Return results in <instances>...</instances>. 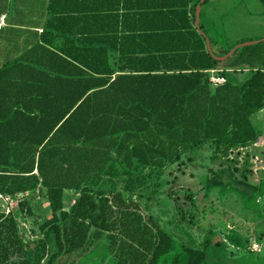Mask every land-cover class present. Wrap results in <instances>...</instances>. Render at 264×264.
Here are the masks:
<instances>
[{"label":"trees","instance_id":"1","mask_svg":"<svg viewBox=\"0 0 264 264\" xmlns=\"http://www.w3.org/2000/svg\"><path fill=\"white\" fill-rule=\"evenodd\" d=\"M208 1L55 0L42 31L16 44L7 34L0 47V193H46L53 216L41 226L54 233L51 258L106 233L121 264H156L174 239L133 198L153 174L143 169L179 160L183 148L209 141L217 155L264 134V39L219 58L202 20ZM233 70L250 72L237 79ZM213 73L226 81L214 85ZM118 177H126L123 189ZM105 179L116 181L103 187ZM214 182L243 197L264 185L231 172L208 178ZM65 188L80 191L69 209ZM19 204L33 213L28 199ZM41 241L32 262L0 196V264H41L49 252ZM205 241L183 246L181 264H204Z\"/></svg>","mask_w":264,"mask_h":264},{"label":"rangeland","instance_id":"2","mask_svg":"<svg viewBox=\"0 0 264 264\" xmlns=\"http://www.w3.org/2000/svg\"><path fill=\"white\" fill-rule=\"evenodd\" d=\"M27 19L29 18L15 20H32ZM202 20L210 36L216 41L214 49L221 55H225V49L239 40L264 38L262 0H209L204 5ZM2 44L6 46L7 42ZM8 47L17 48L12 43ZM5 54H0V59ZM220 67L224 68L225 64L222 63ZM230 72L235 78L242 79L250 71ZM260 118L264 128V110L259 114ZM258 139L243 146H235L226 152L219 149L217 155L215 143L208 141L201 146L183 148L179 160L166 162L162 167L151 166L143 169L144 172H153L141 195L147 197V212H162L171 222L186 220L191 223L193 219H197L204 223L202 227L205 233L202 238L206 236L209 243L224 232L234 243H238L239 239L247 248L246 254L232 255L228 248L216 245L221 241L216 242L209 248L205 264H264V185L255 194L243 197L236 190L226 188V184L208 183V178L222 172H231L235 179L254 184L264 182V135ZM120 167L122 169L124 165L121 164ZM123 178L126 177H118L116 180L120 182ZM112 180L116 181L105 179L103 187L111 186ZM34 193L28 191L15 197H2L4 209L17 217L23 238L28 242L32 262L39 256L37 251L40 249L41 240H47L49 252L41 264H64L63 254L51 258L55 243L54 233L48 231V227L41 226L53 216L51 207L47 205V195L39 190ZM22 199L29 200L33 208L32 214H28L19 204ZM176 240L175 251L181 250L182 260L186 258L182 248L184 241L195 246L201 245L189 234L186 239L180 235ZM169 255L171 253L166 258ZM168 263L170 262L164 258L159 264Z\"/></svg>","mask_w":264,"mask_h":264},{"label":"crops","instance_id":"3","mask_svg":"<svg viewBox=\"0 0 264 264\" xmlns=\"http://www.w3.org/2000/svg\"><path fill=\"white\" fill-rule=\"evenodd\" d=\"M19 1V2H18ZM55 0H0V22L1 18L5 16V24L0 26V47L2 43L7 41L8 35L12 34L13 37H10V40H14L15 43H23L26 40V36L29 33H33L36 30H43L44 24L46 23L47 19L50 15L53 14L52 3ZM70 0H62L65 4H68ZM79 2L81 6L88 4L95 5L97 3L101 4L103 0H73ZM112 1V0H106ZM11 12V14H10ZM14 12V13H13ZM16 18H29L27 20L30 22L25 21H16ZM4 47V46H3ZM264 135V134H263ZM263 135H260L258 138H262ZM259 140V139H258ZM123 181H120L117 184L119 189H123ZM144 187L139 188L134 194L133 198L137 200L141 206L142 211L144 214L152 215L154 220L159 223L164 229H166L174 239V248L169 251L171 253L166 258V254L162 255L156 264H159L162 259H166L168 264H181L182 256L181 250L175 251L176 249V238L180 235L185 239L188 238V234L192 236L196 242H199L200 246L192 245L191 243H186L184 241L183 246H192V247H204L205 239L203 235L205 233V229L202 227L204 225L203 222L197 221L193 219L191 223L186 220H179L175 222H171L172 220H168L166 218V214L161 213H154V212H147L146 211V199L147 197H142V193H144ZM29 191V190H28ZM28 191L21 192V193H28ZM80 194L79 190L65 188L64 190V206L66 209H69L70 206L75 201L76 197ZM50 207L49 203L47 204ZM50 209V208H49ZM146 211V212H145ZM215 231V230H214ZM220 233V232H219ZM214 237V236H213ZM235 241V239H233ZM221 241V242H219ZM232 240L229 239L228 235H225L222 232L221 235L217 238H213L212 243L208 245L207 251L209 252V248L219 242V244L228 248L232 255H240L241 253L246 254V246L241 243L238 239V243H234ZM102 245V246H101ZM107 248L106 249L104 248ZM173 251V252H172ZM209 254V253H208ZM207 254V258H208ZM187 257V253H186ZM206 258V260H207ZM64 264H121L119 262V255L117 249L112 248L110 246V238L106 233H102L99 235H92V238L89 243H87L86 247L76 250L69 253L63 254ZM204 261V264L206 262Z\"/></svg>","mask_w":264,"mask_h":264},{"label":"water","instance_id":"4","mask_svg":"<svg viewBox=\"0 0 264 264\" xmlns=\"http://www.w3.org/2000/svg\"><path fill=\"white\" fill-rule=\"evenodd\" d=\"M201 9H202V4L200 3V4H198V7H197V15H196V24L197 25H199V22H200ZM261 39H264V38H261ZM261 39L247 40V41H244V42H240V43L236 44L228 53H226L225 55L219 56V58H221V59L228 58L230 55H232L234 53V51L237 48L242 47V46H244L246 44H251V43L258 42ZM207 45H208L209 50L211 52H213V47H212L211 40H210L209 36H207Z\"/></svg>","mask_w":264,"mask_h":264},{"label":"built area","instance_id":"5","mask_svg":"<svg viewBox=\"0 0 264 264\" xmlns=\"http://www.w3.org/2000/svg\"><path fill=\"white\" fill-rule=\"evenodd\" d=\"M3 24H5V16H3L1 18L0 26H2ZM212 71L214 72L215 69H213ZM211 79H212L213 82H215L217 84H221V83H224L226 81V78L224 76H222L220 74H215V73L212 74ZM0 196L4 197V198L5 197H10V196H5V195H3L1 193H0ZM7 212H9V211H7Z\"/></svg>","mask_w":264,"mask_h":264},{"label":"bare ground","instance_id":"6","mask_svg":"<svg viewBox=\"0 0 264 264\" xmlns=\"http://www.w3.org/2000/svg\"><path fill=\"white\" fill-rule=\"evenodd\" d=\"M14 13V12H13Z\"/></svg>","mask_w":264,"mask_h":264}]
</instances>
